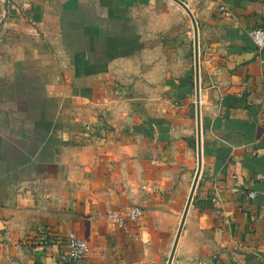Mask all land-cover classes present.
Returning a JSON list of instances; mask_svg holds the SVG:
<instances>
[{
  "label": "crops",
  "instance_id": "0c3cea01",
  "mask_svg": "<svg viewBox=\"0 0 264 264\" xmlns=\"http://www.w3.org/2000/svg\"><path fill=\"white\" fill-rule=\"evenodd\" d=\"M183 1L199 98L175 0H0V264H167L200 127L172 264H264V0Z\"/></svg>",
  "mask_w": 264,
  "mask_h": 264
},
{
  "label": "built area",
  "instance_id": "2783aa9c",
  "mask_svg": "<svg viewBox=\"0 0 264 264\" xmlns=\"http://www.w3.org/2000/svg\"><path fill=\"white\" fill-rule=\"evenodd\" d=\"M250 35L258 50L260 51L264 50V27L258 26L253 28L250 32ZM217 189L218 188H216V191ZM248 195L251 198H256L261 195L263 197V204H264V192H258L256 190H252L248 193ZM212 201L214 203H218L219 201L218 195H215L212 198ZM128 216L134 221L139 220V218L142 216V209L139 207H132L128 212ZM109 217L117 224L123 225L124 223V218L115 212L109 213ZM67 241L70 247L71 260L74 263H78L84 260L90 250L89 242L85 239L78 237L74 233L68 234Z\"/></svg>",
  "mask_w": 264,
  "mask_h": 264
},
{
  "label": "water",
  "instance_id": "95a60500",
  "mask_svg": "<svg viewBox=\"0 0 264 264\" xmlns=\"http://www.w3.org/2000/svg\"><path fill=\"white\" fill-rule=\"evenodd\" d=\"M175 1L180 3L186 9V11L190 14V16H191V18L193 20V24H194V30H195L196 86H197V96L199 98V96H200V60H199L198 24H197V21L195 19L194 14L190 10V8L186 5V3L183 0H175ZM198 147H199L198 148L199 149V168H198V171H197V174H196V177H195V180H194V184H193L191 193L189 195L187 204L185 206V210H184V213H183V216H182V219H181V223H180V226H179V229H178V232H177V235H176V238H175V241H174L170 256L168 258L167 264H172V261L174 259L175 252H176V249H177V245H178V242H179L182 230H183V226H184V223H185V220H186L187 213H188L190 205L192 203V199H193V196H194L196 185H197V182H198V179H199V175H200V172H201V166H202L201 127L199 129Z\"/></svg>",
  "mask_w": 264,
  "mask_h": 264
}]
</instances>
